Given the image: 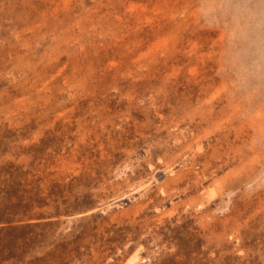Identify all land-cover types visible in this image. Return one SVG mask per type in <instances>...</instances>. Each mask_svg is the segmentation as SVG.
<instances>
[{
	"label": "rangeland",
	"instance_id": "374dc122",
	"mask_svg": "<svg viewBox=\"0 0 264 264\" xmlns=\"http://www.w3.org/2000/svg\"><path fill=\"white\" fill-rule=\"evenodd\" d=\"M0 264H264V0H0Z\"/></svg>",
	"mask_w": 264,
	"mask_h": 264
}]
</instances>
